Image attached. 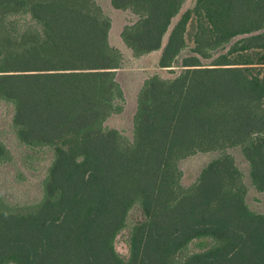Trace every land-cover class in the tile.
Wrapping results in <instances>:
<instances>
[{"label": "trees", "instance_id": "1", "mask_svg": "<svg viewBox=\"0 0 264 264\" xmlns=\"http://www.w3.org/2000/svg\"><path fill=\"white\" fill-rule=\"evenodd\" d=\"M107 2L117 32L97 0H0V168L20 181L15 160L46 157L34 198L0 178V264H264L230 151L263 190L264 0ZM126 67L142 76L130 137L105 124Z\"/></svg>", "mask_w": 264, "mask_h": 264}, {"label": "rangeland", "instance_id": "2", "mask_svg": "<svg viewBox=\"0 0 264 264\" xmlns=\"http://www.w3.org/2000/svg\"><path fill=\"white\" fill-rule=\"evenodd\" d=\"M97 1L101 6L105 8L106 11H108L112 24V30L114 32H117L128 17L123 14L124 12H120L116 9H111L109 6H107V0ZM154 56L155 54L153 52H150L144 58L139 59V61L136 60L134 62V65L136 67H142V65L144 64L152 63L154 62ZM137 70L138 69H127L126 67L115 71V78L120 84L123 93L122 101H120L121 111L111 115L107 118V120H105V124L119 129L121 134L126 137H130L131 114L135 107L136 87L132 86L130 82L134 85H138L142 79L141 74L135 73V71ZM131 78L134 79L131 80ZM230 151L233 154L234 160L242 172V181L247 188L245 199L248 206L251 209H255L257 211H264V189L261 191H256L252 186L249 185L248 178L246 176V163L243 160L240 151L237 149V147L230 149ZM209 157V153H198L179 161V168L181 169L180 182L184 185L189 184L195 174L198 172L199 168L209 159ZM37 164L38 170H30L25 168L23 164H20L15 160V166L24 170V177L20 181L14 180L12 169L6 167L0 168V178L5 179L7 186H9L7 191H5L8 197L13 200L19 201L24 199H31L37 196L38 182L44 171L43 168L46 164V157L40 159Z\"/></svg>", "mask_w": 264, "mask_h": 264}]
</instances>
